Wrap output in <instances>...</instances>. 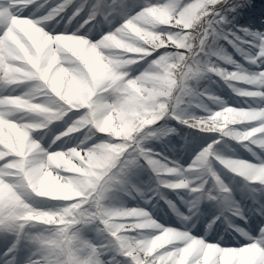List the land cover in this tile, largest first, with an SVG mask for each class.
<instances>
[{
  "label": "clouds",
  "instance_id": "1",
  "mask_svg": "<svg viewBox=\"0 0 264 264\" xmlns=\"http://www.w3.org/2000/svg\"><path fill=\"white\" fill-rule=\"evenodd\" d=\"M255 2L0 0V264H264Z\"/></svg>",
  "mask_w": 264,
  "mask_h": 264
},
{
  "label": "rangeland",
  "instance_id": "2",
  "mask_svg": "<svg viewBox=\"0 0 264 264\" xmlns=\"http://www.w3.org/2000/svg\"><path fill=\"white\" fill-rule=\"evenodd\" d=\"M231 51V50H230ZM237 59H239V57L237 56ZM225 95H227L225 93ZM232 101H230L231 103ZM211 136L207 135V134H200L198 137H196L188 146V149L186 152H184L182 154V162L187 164L189 163L193 156L194 153L204 144H206L207 142H209L211 140ZM241 157L243 158H247V159H251V157H249L245 152H243V150H241L240 152Z\"/></svg>",
  "mask_w": 264,
  "mask_h": 264
}]
</instances>
